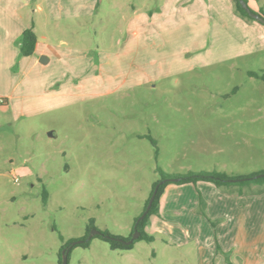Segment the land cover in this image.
<instances>
[{"label": "rangeland", "instance_id": "1", "mask_svg": "<svg viewBox=\"0 0 264 264\" xmlns=\"http://www.w3.org/2000/svg\"><path fill=\"white\" fill-rule=\"evenodd\" d=\"M101 1L83 19L36 15L56 56L57 108L0 120V264H60L65 249L66 264H199L193 240L174 241L184 239L178 226L172 238L155 234L126 251L111 250L93 231L129 237L160 180L157 168L234 177L264 171V82L247 76L264 60L217 63L222 44L190 37L196 15L185 20L178 11L169 26L155 20L153 33L134 38L130 20L162 0ZM204 185L264 202L261 186ZM203 193L205 208L208 201L218 208L207 187ZM200 216L211 228L223 222ZM85 237L87 247L71 246Z\"/></svg>", "mask_w": 264, "mask_h": 264}, {"label": "crops", "instance_id": "2", "mask_svg": "<svg viewBox=\"0 0 264 264\" xmlns=\"http://www.w3.org/2000/svg\"><path fill=\"white\" fill-rule=\"evenodd\" d=\"M246 1L251 10L264 11V0ZM100 3L101 0H0V101H3L0 104V120L8 113L12 118L26 117L57 108L54 87L58 80L53 76L56 56L49 43L38 34L36 15L44 14L48 22L55 23L71 18L83 19L89 17L92 7ZM181 12L185 14V20L188 15H196L194 26L186 31L190 37L212 41L215 48L222 44V50L217 51L220 55L215 60L217 63L242 57L264 60V27L257 21L252 22L238 15L232 0H162L155 10L134 15L129 23L132 27L130 35L138 38L140 33H153L155 20L169 26L174 15ZM30 27L36 35L34 52L29 57H22L19 54L20 36ZM234 42H238L239 46L233 51ZM34 105L44 109L32 113ZM26 108L31 112L26 113ZM170 183L174 185L164 188L157 212L145 226V233L153 238L155 234H166L172 238L177 230L179 235L183 231L184 239L174 241L188 244L193 240L199 248V264H213V259L215 264H264V202L261 204L264 194L259 195L261 202L254 205L251 200L255 198L240 196L229 189L219 192L204 185L211 183L198 182L196 186L191 184L192 187ZM205 187L215 197L213 205L218 206L213 209L208 201L205 215L210 221L223 220L213 229L209 222L205 225L198 210L197 193H193L197 189L205 197ZM226 200L229 202L226 203ZM166 217L173 222L164 220ZM252 245L254 249L256 247L254 253ZM203 246H206L205 250Z\"/></svg>", "mask_w": 264, "mask_h": 264}, {"label": "trees", "instance_id": "3", "mask_svg": "<svg viewBox=\"0 0 264 264\" xmlns=\"http://www.w3.org/2000/svg\"><path fill=\"white\" fill-rule=\"evenodd\" d=\"M233 4H234V8L236 10V12L238 13V15H240L242 18H245L249 21L255 22L254 19L250 18L247 13L243 10V8L240 6V4L238 3L237 0H232ZM246 3L247 1L244 0ZM253 11V10H251ZM254 13L258 14L259 16L264 18V11L259 10V11H253ZM35 44H36V35L33 32V29L30 27L26 30L23 31V33L20 36V40H19V54L22 57H29L33 54L34 52V48H35ZM247 76L249 78H254L258 81L264 82V68L262 70H260L259 72H252L249 71L247 72ZM151 143L156 147V142L155 140H153L151 137H149ZM155 156L157 158V149L155 150ZM157 172L160 174V180L156 181L155 183H153L152 188H151V192L149 194L148 199L145 202V206H144V210L148 204V200L152 195V192L155 188V186L163 180L166 179H171V178H177L179 179L178 182H176V184H192L194 186L197 185L198 182H207V183H211L217 187H230V186H238V187H244L246 185H256V186H261L264 187V171L258 172V173H254L251 174L247 177H234V176H230L227 173L224 172H188L187 174L184 175H170V174H166L164 173L160 168H157ZM256 175H262L259 178H254ZM229 180H235L233 182H230ZM169 181H166L164 183H162L156 192V195L153 199L152 205L149 209V211L147 212V214L145 215V217L140 220L137 224H136V219L134 221V228L130 234L129 237L127 238H121V237H114L112 235H110L107 231H99L98 235H93L92 238H99L101 240H103L104 242H106L111 250H121V251H126V250H130L133 248L134 244L138 241H144L147 243H151L154 238L150 235H148L147 233H145L144 228L148 223V219L149 216L156 214L157 212V208H158V201L159 198L164 190V188L169 184ZM241 193V190H239L238 194ZM261 193V192H259ZM47 199V194L44 193L43 194V201L46 202ZM198 210L199 213L201 214H205V204H203V198L202 195L199 193V202H198ZM93 226L89 227V230L92 229ZM137 230L139 232V237L134 240L131 244L126 245L123 242L129 241L132 237V233L134 232V230ZM83 242L78 244L77 246H82V247H87L88 246V241H86V237L81 239ZM123 242H121V241ZM73 242V241H71ZM70 244V243H69ZM59 263H61V259L59 260Z\"/></svg>", "mask_w": 264, "mask_h": 264}, {"label": "water", "instance_id": "4", "mask_svg": "<svg viewBox=\"0 0 264 264\" xmlns=\"http://www.w3.org/2000/svg\"><path fill=\"white\" fill-rule=\"evenodd\" d=\"M237 1H238V3L240 4V6L243 8V10L247 13V15H248L250 18L254 19L255 21H257L258 23H260V24L264 27V18H263V17L259 16L258 14L254 13L253 11H251V9L249 8V6L247 5V3H246L244 0H237ZM261 176H262V175H256L254 178H259V177H261ZM166 181H169V182H178L179 179H177V178L166 179V180L160 181V182L155 186V188H154V190H153V192H152V195H151V197H150L149 203L147 204L146 210H145V212L143 213L142 217H141L138 221H136V224H137L140 220H142V219L145 217V215L147 214V212L149 211V209H150V207H151V205H152V202H153V199H154V197H155V195H156V192H157L158 187H159L162 183H164V182H166ZM229 181H230V182H233V181H235V180H229ZM98 234H99V231H93V235H98ZM90 237H91V236H90ZM138 237H139V232L135 229V230H134V235H132V237H131V239H130L129 241H126V242H123V241H121V240H120V241L123 242V243H125L126 245H129V244H131L134 240H136ZM82 242H83V241H75V242H73V243L71 244V246L78 245V244H80V243H82ZM67 253H68V250H67V249H65V250L62 251V263H63V264H66Z\"/></svg>", "mask_w": 264, "mask_h": 264}, {"label": "built area", "instance_id": "5", "mask_svg": "<svg viewBox=\"0 0 264 264\" xmlns=\"http://www.w3.org/2000/svg\"><path fill=\"white\" fill-rule=\"evenodd\" d=\"M3 103V101H0V104H2Z\"/></svg>", "mask_w": 264, "mask_h": 264}]
</instances>
